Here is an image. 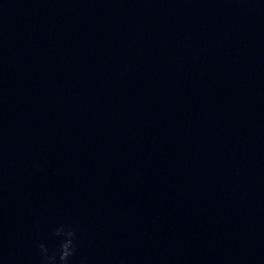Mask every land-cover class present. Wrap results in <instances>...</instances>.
I'll list each match as a JSON object with an SVG mask.
<instances>
[{
	"label": "water",
	"instance_id": "95a60500",
	"mask_svg": "<svg viewBox=\"0 0 264 264\" xmlns=\"http://www.w3.org/2000/svg\"><path fill=\"white\" fill-rule=\"evenodd\" d=\"M264 264V0H0V264Z\"/></svg>",
	"mask_w": 264,
	"mask_h": 264
},
{
	"label": "clouds",
	"instance_id": "9594fccd",
	"mask_svg": "<svg viewBox=\"0 0 264 264\" xmlns=\"http://www.w3.org/2000/svg\"><path fill=\"white\" fill-rule=\"evenodd\" d=\"M51 236L58 240V247L51 249L46 243L38 245L40 264H70L76 255V231L70 226L56 227Z\"/></svg>",
	"mask_w": 264,
	"mask_h": 264
}]
</instances>
